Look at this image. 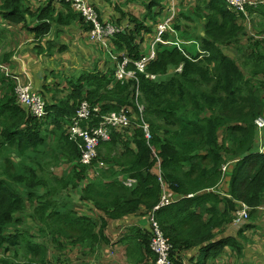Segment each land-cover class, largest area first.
I'll use <instances>...</instances> for the list:
<instances>
[{"label": "trees", "instance_id": "trees-1", "mask_svg": "<svg viewBox=\"0 0 264 264\" xmlns=\"http://www.w3.org/2000/svg\"><path fill=\"white\" fill-rule=\"evenodd\" d=\"M26 1L1 0L0 15L15 24L36 19L32 31L38 39L51 33L47 20L70 25L79 19L86 30L91 27L67 3L61 6L66 11L48 3L33 13ZM143 2L146 19L159 23L175 4L178 16L171 30L162 35L164 42L156 44V55L145 72L133 63L146 55L137 38L152 33L153 27L130 14L129 28L113 38L117 51L132 59L129 70L137 71L139 85L136 79L117 80L116 68L106 73L84 71L69 80L68 87H58L57 92L66 93L63 98L54 95L51 100L39 90L48 115L38 119L20 104L16 81L0 67V264L51 263L47 245L37 242L39 234L51 239L59 251L68 242L92 255L100 245L111 244L110 220L138 213L148 217L164 187L178 195L174 203L156 212L173 245L172 264H214L228 248L239 264L252 261L248 254L254 243L244 241L249 240L246 232L264 228L256 225L264 214L259 208L264 206V154L255 151L260 138L256 121L264 115V21L257 30L260 37L255 39L248 32L244 13L231 9L226 0H196L194 7L185 9L188 1L184 4L183 0L180 4L178 0ZM259 2L246 9L264 17V2ZM115 8L122 11L123 18L129 15L118 5ZM178 35L184 39L182 44L176 42ZM245 37L247 45H242ZM46 42L47 47L53 45V41ZM39 50L43 53L45 47L41 45ZM138 87L151 139L140 127L113 131L111 140L99 148L108 169H96L97 176L88 178V170L99 162L94 160L91 167L80 162L81 142L69 138L70 120L83 100L99 105L103 114L125 106L138 114ZM117 147L121 149L115 151ZM48 153L55 161L49 167L62 163L70 167L60 178L54 177L55 184L45 177L49 171L42 173ZM224 165L229 167L227 171ZM128 178L136 179L131 187L125 183ZM226 178L228 192L222 189ZM85 179L89 183L82 188V198L103 216L78 214L70 202L59 203L55 198L69 187L78 188ZM243 204L251 208L249 217L235 225V213ZM31 222L37 227L30 228L27 224ZM23 224L27 227H21ZM233 225L236 234L226 236ZM121 232L119 242L126 248L128 261L155 264L151 224L128 225Z\"/></svg>", "mask_w": 264, "mask_h": 264}, {"label": "crops", "instance_id": "crops-1", "mask_svg": "<svg viewBox=\"0 0 264 264\" xmlns=\"http://www.w3.org/2000/svg\"><path fill=\"white\" fill-rule=\"evenodd\" d=\"M112 1H117L118 4L113 5ZM118 1L119 0H96L92 3L99 10L98 12L100 16H102L103 21H113L127 28H129L131 25V22L129 21L130 14L141 18L137 13L130 12V5L137 4V6L140 7L139 4H142V12L144 13L141 19H143L145 25L152 26L153 31L149 34L144 32L142 35L138 36L137 40L141 42L142 51L146 53L145 56H148L150 53L149 40H152L153 42V38L156 33L155 27L157 22H154L148 18L146 19L147 9L145 3H138V0H133V4H130L131 0H126L125 2ZM26 4L30 7V11L33 13L36 12L40 6H42L41 4L36 3L35 0H27ZM116 5L120 6L121 9L129 15L124 16L125 18H123L122 11L117 10L115 8ZM56 6L58 11L67 10L64 6ZM126 7H129V9ZM248 17L249 19L247 20L246 18L245 24L248 27L250 36L260 37L257 34V30L262 26L264 21L263 15L260 12H249ZM36 22V19L34 20L30 18L27 24H15L0 15V60H8L4 63L0 62L2 63L0 64V67L1 71L3 70L5 73L6 71L3 69V67H8L12 75L18 77L20 82H25L28 80L33 81L37 91L40 93L39 90H44L47 93V96L49 95L48 98L51 100L54 95L57 98L61 97V95L66 96V93L57 92L58 86L55 85V82H62L60 80L57 81V78H61L60 73H65L67 75L69 72L74 71L89 72L95 70L106 73L117 67V59L122 55L123 52L117 51L113 42V46L110 49L111 52H107V54H105V50L101 45L90 40L88 36V30L85 29V24H83L81 20L76 19L70 25H56L54 22L47 20L46 22L52 25V29L51 33L43 39L36 38L35 32L32 31V27H36ZM26 25L29 26L27 27ZM47 40L53 41V45L47 47ZM165 43L170 42L165 41ZM187 43L190 44L192 42L188 41ZM41 45L45 47L43 53H41V50H39V46ZM197 47L200 51V45L197 44ZM10 52L11 54L8 55ZM66 83L68 85V81H66ZM45 87H47V89ZM226 181L227 182L224 183L222 189L223 191L228 192V178H226ZM261 207L262 206L259 208L261 209ZM95 210L96 213L89 216H103V212L97 209ZM132 224H137L141 227H147L149 225V221L146 216L142 215V213L130 215L123 220H110L107 233L111 236L112 241L111 244L105 246V255L102 264H118L123 258L127 260L126 248L124 244L119 242V238L122 234L121 230L126 229L128 225L130 226ZM261 224L264 225L263 213L262 217L258 218L256 225L260 226ZM233 227V229L230 228L226 231V236L230 233H232V235L236 234V226L233 225ZM261 229L260 232H262L264 235V228ZM253 233H255L254 230L249 229L246 232V236L249 238ZM244 241L253 242L250 239ZM252 246L256 247L253 249ZM111 251H114L113 255L111 254ZM228 256L230 257L229 262L233 263L235 257L233 251L228 248L220 256L219 261L216 264H223L224 260L222 259L227 258ZM250 258L253 260L247 262V264H264V257L260 252L259 243H254L251 245L249 259Z\"/></svg>", "mask_w": 264, "mask_h": 264}, {"label": "built area", "instance_id": "built-area-1", "mask_svg": "<svg viewBox=\"0 0 264 264\" xmlns=\"http://www.w3.org/2000/svg\"><path fill=\"white\" fill-rule=\"evenodd\" d=\"M231 9H235L239 12H246L247 6H257L259 0H226ZM36 3L41 5L52 3L54 5L62 6L69 4L74 11L80 13L84 22L90 24L88 30V36L92 42L99 43L105 50H110L113 43V38L120 31L127 29L123 25H119L113 21H103L100 19V14L91 2V0H35ZM176 3V2H175ZM166 18L157 26V32L150 47V53L137 61L132 59L125 53H122V60L118 62L116 67L115 76L116 79L122 83L129 79H136L139 85V79L137 78V71L129 70L130 64L133 62L138 71L145 72L146 65L150 60L154 59L156 55L155 47L158 42H164L162 35L171 30L172 23L177 14L176 4L172 8H167ZM3 67V66H2ZM6 74L16 80V93L20 104L31 113L32 116L41 119L48 115L47 104L45 99L36 90L33 81L20 82L18 77L12 75L8 67H3ZM147 77L154 79L156 76L147 74ZM140 90L137 89L135 105L137 107L138 114L130 106L122 107L120 110L112 111L107 114H103L99 105H93L88 100H83L78 106L75 115L70 120L68 125L69 138L76 142H81V163L91 166L94 160H98L100 167L105 166V162L99 157V147L103 142L111 140L113 131H131V128L140 127L143 128L144 133L148 140L151 139L150 124L144 118L145 106L140 100ZM138 120H134L135 117ZM256 124L259 127L260 138L256 144L259 152H264V115L260 116ZM159 178L163 181L160 164ZM228 166L224 165L223 170L227 171ZM135 182L133 179L127 181V185H132ZM178 195L170 192L164 187V192L160 198L159 203L153 208L149 214L148 221L152 228L151 238V250L156 254L157 259L155 264H172L171 252L173 245L169 238H167L162 231L161 225L156 218V212L163 207L169 206L176 201ZM264 210V206L261 207ZM251 208L246 204L238 209L234 216V224L240 225L243 220L249 217ZM114 254V251H111ZM105 255V252H103ZM95 259H90L86 264H99ZM119 264H135L128 260L122 261Z\"/></svg>", "mask_w": 264, "mask_h": 264}, {"label": "rangeland", "instance_id": "rangeland-1", "mask_svg": "<svg viewBox=\"0 0 264 264\" xmlns=\"http://www.w3.org/2000/svg\"><path fill=\"white\" fill-rule=\"evenodd\" d=\"M95 1L96 0H94L92 2H95ZM125 1L126 0H119L118 2H125ZM138 1H139L138 3H142L143 2V0H138ZM186 1H188V2L186 3ZM115 2H113V5L118 4L117 1H115ZM178 2L180 4V0H178ZM133 3L130 2V4H133ZM183 3L184 4L186 3V5H188V6L185 5L184 9L186 7H190V6L194 7V5L196 3V0H183ZM130 6H131L130 12L131 13L135 12L138 15H140V17L142 18L143 13H144V12H142L143 11V5L142 4H139L140 7H138L137 4L130 5ZM126 8L129 9V7H126ZM179 9H180V5H179ZM177 16H178V14H177ZM179 18H181V16ZM156 27H157V25H156ZM257 38H259V37H256L255 39H257ZM247 40H248L247 37L243 38L241 44L242 45H247ZM183 41H184V39L181 37V35H178L176 42L179 43V44H182ZM151 44H152V40H149V45L151 46ZM107 52H109V51L108 50H105V54H107ZM241 66L244 68L243 65H241ZM244 70H245L244 72H245L246 76L251 77V72L250 71H246V69H244ZM82 73H84V72H82V71H74V72H69L67 75L65 73H60L61 78L60 79L57 78V81L60 80L62 82H55V85H57L60 88H66V87H68L66 81H69V80H72V79H77L79 77V75H81ZM259 77H262V76H259ZM259 77H257V79H259ZM34 86H35V83H34ZM64 96L65 95H61L62 98ZM61 97H59V98H61ZM120 149H121V147H117L114 150L116 151V150H120ZM46 158L48 159L47 160L48 163L46 161H44L47 164H44L43 165V171H42V173L45 174V173H47L49 171L45 177H49L48 180L51 181V184H55L56 182L54 180V177L57 176V177L60 178L63 175L64 172L70 170L69 169L70 167H69V165H66L64 163H62L61 166L51 165L49 167L48 164L55 163V161L54 160H51L50 153H48V155L46 156ZM108 167L109 166L107 164H105L104 167H100V165H98L95 168L89 169L88 170V178H89V176L94 178L95 176H97L99 169H108ZM96 169H98V170H96ZM88 183H89V179H85L82 183L79 184L78 188H74L73 189V187H69L66 190H64L62 193L57 194L55 198L57 199V201L59 203L70 202L72 204L74 210L78 214L94 215L96 213V210H95L93 204L92 203H88L86 200H84L82 198V191H83L82 188L86 187V185ZM26 220H27V223H28L29 217L25 216V222H26ZM27 225L30 228H33V229H34V226L37 227V224L35 222H33V223L31 222V224H27ZM27 225L26 224H23V225H21V227L26 228ZM35 230H37V229H35ZM249 239L252 240L253 243H255V244L256 243H259L260 252L262 253V255L264 257V252H262V251H264V238L262 237V232L255 231V233H253L249 237ZM37 240H38L37 242L44 243V244L47 245L48 251H49L50 260L53 263H57V264L58 263H64V264H86L87 261L90 260V259H95L98 262H100L101 264L103 263V259H104L103 252H104V249H105V245H100L96 249L95 253H93L92 255H85V254H83V248H81L80 245H71L70 243L65 242V248H64V250L59 251L57 249V246L56 245H53L52 243H50L51 239H49L46 236H42V234H39ZM245 242L247 243V241H245ZM255 247L256 246H252L253 249ZM53 255H59V257L58 256H53ZM222 260H224L223 264H239V259L238 258H235L233 263L232 262H229V260H230V257L229 256L227 258H223ZM122 261H125V259L123 258L120 262H122ZM214 264H216V263H214Z\"/></svg>", "mask_w": 264, "mask_h": 264}, {"label": "clouds", "instance_id": "clouds-1", "mask_svg": "<svg viewBox=\"0 0 264 264\" xmlns=\"http://www.w3.org/2000/svg\"><path fill=\"white\" fill-rule=\"evenodd\" d=\"M93 0H91V2H92ZM259 1H261V0H259ZM258 1V4H257V6L259 5V4H261L260 2ZM263 2H264V0H262ZM96 7V6H95ZM256 7V6H255ZM97 8V7H96ZM231 8V7H230ZM98 10V9H97ZM241 13H243V12H241ZM248 14H249V12L248 11H246V12H244V15L246 16V18H247V20L249 19V17H248ZM166 18V16L162 19V20H160V22L159 23H157V26H158V24H160L164 19ZM125 30V29H124ZM156 32H157V27H156ZM156 34V33H155ZM154 40V39H153ZM97 44H99V43H97ZM100 45V44H99ZM113 46V45H112ZM151 47V46H150ZM103 48V47H102ZM111 49V48H110ZM109 51V53L111 52L110 50H108ZM122 56V55H121ZM114 58H115V56H114ZM116 59H117V57H116ZM37 90V89H36ZM40 94V93H39ZM111 137H112V135H111ZM108 142V141H107ZM101 147V146H100ZM99 147V148H100ZM255 151H256V153L257 154H264V152L263 153H261V152H259V150H257V148H256V146H255ZM99 157H100V159H102V157L100 156V154H99ZM88 167H91V166H89V165H87ZM159 170V168H158V166H157V172H159L158 171ZM160 172H161V170H160ZM129 179H133V178H128L126 181H125V183H127V181L129 180ZM133 180H135V182L132 184V185H128L129 187H131V186H133L135 183H136V179H133ZM49 264H57V263H53V262H51V263H49ZM58 264H64V263H58Z\"/></svg>", "mask_w": 264, "mask_h": 264}]
</instances>
